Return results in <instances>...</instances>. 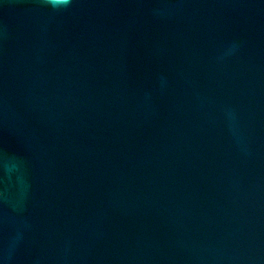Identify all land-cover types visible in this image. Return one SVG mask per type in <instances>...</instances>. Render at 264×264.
<instances>
[{"label":"water","instance_id":"water-1","mask_svg":"<svg viewBox=\"0 0 264 264\" xmlns=\"http://www.w3.org/2000/svg\"><path fill=\"white\" fill-rule=\"evenodd\" d=\"M3 264H264V0H0Z\"/></svg>","mask_w":264,"mask_h":264},{"label":"clouds","instance_id":"clouds-1","mask_svg":"<svg viewBox=\"0 0 264 264\" xmlns=\"http://www.w3.org/2000/svg\"><path fill=\"white\" fill-rule=\"evenodd\" d=\"M52 3H63V4H69L71 3V0H51ZM0 264H3V261H0Z\"/></svg>","mask_w":264,"mask_h":264}]
</instances>
